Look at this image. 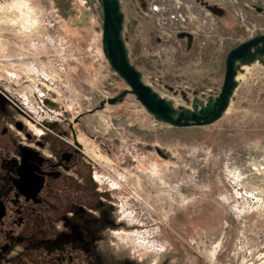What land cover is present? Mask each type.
<instances>
[{
    "label": "rangeland",
    "instance_id": "obj_1",
    "mask_svg": "<svg viewBox=\"0 0 264 264\" xmlns=\"http://www.w3.org/2000/svg\"><path fill=\"white\" fill-rule=\"evenodd\" d=\"M118 2L129 62L177 111L216 98L226 54L264 35V0ZM99 3L0 0V96L35 134L74 135L106 178L113 261L264 264V59L237 65L217 121L172 127L131 94L106 103L127 86L103 55Z\"/></svg>",
    "mask_w": 264,
    "mask_h": 264
},
{
    "label": "flooded vegetation",
    "instance_id": "obj_2",
    "mask_svg": "<svg viewBox=\"0 0 264 264\" xmlns=\"http://www.w3.org/2000/svg\"><path fill=\"white\" fill-rule=\"evenodd\" d=\"M9 97L0 96V264H112L106 232L118 223L106 178L74 135L35 134Z\"/></svg>",
    "mask_w": 264,
    "mask_h": 264
},
{
    "label": "water",
    "instance_id": "obj_3",
    "mask_svg": "<svg viewBox=\"0 0 264 264\" xmlns=\"http://www.w3.org/2000/svg\"><path fill=\"white\" fill-rule=\"evenodd\" d=\"M102 13V52L111 70L126 84L127 88L117 96L107 99L113 105L125 95L131 94L156 120L172 127L207 126L217 121L225 112L237 87V65L251 64L264 59V35L255 36L231 49L224 59V75L220 92L206 104L196 102L197 110H175L141 80V74L129 62L122 38L123 15L118 0H99ZM178 38L191 40L188 33L178 34Z\"/></svg>",
    "mask_w": 264,
    "mask_h": 264
},
{
    "label": "bare ground",
    "instance_id": "obj_4",
    "mask_svg": "<svg viewBox=\"0 0 264 264\" xmlns=\"http://www.w3.org/2000/svg\"><path fill=\"white\" fill-rule=\"evenodd\" d=\"M241 66H242L241 68H242L243 70H245V69H246V65H241ZM235 80H236V81H238V80H239V78H238V77H236V78H235Z\"/></svg>",
    "mask_w": 264,
    "mask_h": 264
},
{
    "label": "built area",
    "instance_id": "obj_5",
    "mask_svg": "<svg viewBox=\"0 0 264 264\" xmlns=\"http://www.w3.org/2000/svg\"><path fill=\"white\" fill-rule=\"evenodd\" d=\"M42 97H44V95L39 93L37 99H40V98H42Z\"/></svg>",
    "mask_w": 264,
    "mask_h": 264
},
{
    "label": "crops",
    "instance_id": "obj_6",
    "mask_svg": "<svg viewBox=\"0 0 264 264\" xmlns=\"http://www.w3.org/2000/svg\"><path fill=\"white\" fill-rule=\"evenodd\" d=\"M209 11H211V9H209ZM212 12V11H211Z\"/></svg>",
    "mask_w": 264,
    "mask_h": 264
}]
</instances>
